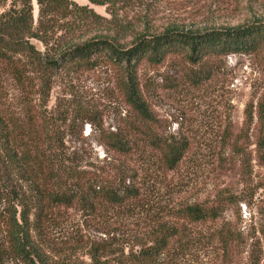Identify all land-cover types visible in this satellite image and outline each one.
Listing matches in <instances>:
<instances>
[{
  "label": "rangeland",
  "instance_id": "1",
  "mask_svg": "<svg viewBox=\"0 0 264 264\" xmlns=\"http://www.w3.org/2000/svg\"><path fill=\"white\" fill-rule=\"evenodd\" d=\"M31 2L36 26L38 7L35 0ZM69 2L70 7L83 11L69 9L50 16L49 58L67 44L92 39H106L125 48L132 41L131 34L144 31H202L264 22V0H103L104 5L88 0ZM33 44L45 50L39 43ZM195 72L198 69L180 56L139 68L143 99L153 118L152 130L159 138L176 139L186 147L173 170L165 168L149 137H135L136 146L129 157L118 158L106 151L109 135L120 134L135 142L128 131L129 110L122 78L106 63L75 72L68 68L57 71L47 95L38 93L36 82L33 130L42 128L51 140L48 146H57L61 158L73 166L103 171L110 165L126 168V185L140 189L142 208H151L163 223L176 222L171 218L173 211L185 205L220 203V217L187 226L189 247L181 250L172 246L162 264H264V163L254 145L258 134L256 108L264 104V52L229 55L217 62L208 80ZM5 78L2 76L11 114L22 120L24 109ZM249 112L251 121H246ZM58 214L52 239L79 248L110 239L122 242L151 226L149 217L131 220L115 212L101 213L91 220L73 209H60ZM221 233L232 241L228 254L219 238ZM85 250L76 255L87 263Z\"/></svg>",
  "mask_w": 264,
  "mask_h": 264
},
{
  "label": "trees",
  "instance_id": "2",
  "mask_svg": "<svg viewBox=\"0 0 264 264\" xmlns=\"http://www.w3.org/2000/svg\"><path fill=\"white\" fill-rule=\"evenodd\" d=\"M88 1L104 5L103 0ZM35 2L36 26L31 0H0V264H162L172 246L181 250L189 247L187 226L214 222L220 217V203L185 205L173 211L171 218L176 222L163 223L151 208H142L140 189L126 185L127 170L123 166L110 165L103 171L65 162L57 146H48L51 140L43 129L33 130L36 82L38 93L47 95L51 78L59 70L68 68L75 72L99 63L116 68L129 110L128 131L135 142L120 134L109 135L104 144L106 151L118 158L129 157L136 146L135 137H149L165 168L173 170L186 147L176 139H161L152 130L153 118L138 76L140 66H157L169 57L180 56L183 62L198 69L194 75L208 80L223 58L264 52V22L256 20L202 31H144L131 34L132 41L125 48L106 39H92L67 44L49 58L46 48L51 42L47 36L50 16L71 10L81 12L83 8L70 7L69 0ZM119 30L124 32L125 28ZM58 40L62 45V40ZM33 42L45 50L37 49ZM2 76L18 95L24 109L22 120L11 114L9 92ZM256 109L258 134L254 145L264 163V104H258ZM245 117L248 121L252 113ZM60 209H73L85 220L112 212L131 220L149 217L151 226L147 232L122 242L110 239L80 248L68 246L56 243L51 236ZM219 238L228 254L232 250L229 235L221 233ZM82 248H86L87 263L76 255Z\"/></svg>",
  "mask_w": 264,
  "mask_h": 264
}]
</instances>
